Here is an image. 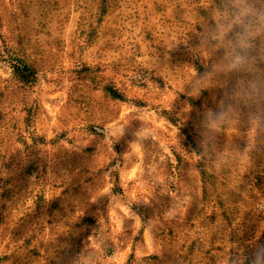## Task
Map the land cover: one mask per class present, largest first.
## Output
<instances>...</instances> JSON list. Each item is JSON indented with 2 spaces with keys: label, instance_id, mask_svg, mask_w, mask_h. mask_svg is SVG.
I'll use <instances>...</instances> for the list:
<instances>
[{
  "label": "rangeland",
  "instance_id": "374dc122",
  "mask_svg": "<svg viewBox=\"0 0 264 264\" xmlns=\"http://www.w3.org/2000/svg\"><path fill=\"white\" fill-rule=\"evenodd\" d=\"M0 264H264V0H0Z\"/></svg>",
  "mask_w": 264,
  "mask_h": 264
}]
</instances>
